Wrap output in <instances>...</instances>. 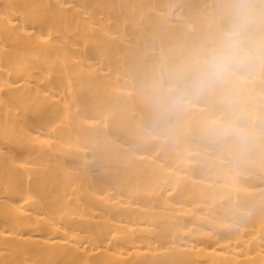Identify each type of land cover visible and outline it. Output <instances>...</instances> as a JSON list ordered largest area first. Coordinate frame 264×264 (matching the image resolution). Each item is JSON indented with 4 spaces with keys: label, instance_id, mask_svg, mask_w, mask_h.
Returning <instances> with one entry per match:
<instances>
[{
    "label": "bare ground",
    "instance_id": "1",
    "mask_svg": "<svg viewBox=\"0 0 264 264\" xmlns=\"http://www.w3.org/2000/svg\"><path fill=\"white\" fill-rule=\"evenodd\" d=\"M213 7L0 0V264H264V151L140 138L136 82Z\"/></svg>",
    "mask_w": 264,
    "mask_h": 264
},
{
    "label": "clouds",
    "instance_id": "2",
    "mask_svg": "<svg viewBox=\"0 0 264 264\" xmlns=\"http://www.w3.org/2000/svg\"><path fill=\"white\" fill-rule=\"evenodd\" d=\"M264 0H214L201 38L173 45L135 84L148 113L140 138L177 146L193 128L237 169L264 151ZM211 101L215 108L201 112Z\"/></svg>",
    "mask_w": 264,
    "mask_h": 264
}]
</instances>
